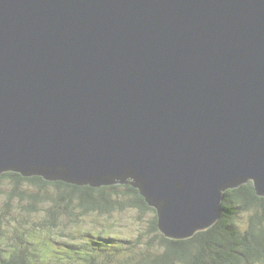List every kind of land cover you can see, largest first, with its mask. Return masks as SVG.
I'll list each match as a JSON object with an SVG mask.
<instances>
[{
    "label": "water",
    "instance_id": "obj_1",
    "mask_svg": "<svg viewBox=\"0 0 264 264\" xmlns=\"http://www.w3.org/2000/svg\"><path fill=\"white\" fill-rule=\"evenodd\" d=\"M129 182L185 239L264 196V0H0V173Z\"/></svg>",
    "mask_w": 264,
    "mask_h": 264
},
{
    "label": "trees",
    "instance_id": "obj_2",
    "mask_svg": "<svg viewBox=\"0 0 264 264\" xmlns=\"http://www.w3.org/2000/svg\"><path fill=\"white\" fill-rule=\"evenodd\" d=\"M10 178L14 181L11 194H8L7 208L10 201L15 196L20 198L31 197L39 200L37 193H29L21 190L20 187L24 181H28L39 187L48 184L60 186L61 191L68 189V192L60 194L61 200L66 201L65 204L70 208L74 198L79 200V206L86 212H114L116 208H125L132 206L139 208L142 212L155 210L146 201L140 190L134 187L129 179L125 184L112 185H77L62 180H48L41 175L25 176L16 171H4L0 173V181ZM114 193L121 192L126 196L125 199H115ZM224 200L222 202V212L218 221L210 228L196 232L192 237L185 239L168 238L158 229V219L152 220L151 232L155 235L151 239V243L157 242L162 248L159 254H143L136 260L127 258L123 264H264V196L259 195L253 181L243 183L234 188H229L224 192ZM113 210V211H112ZM254 210V211H253ZM253 211L249 217L247 228L243 229L237 222L239 213ZM59 211H51L50 215L44 221L45 223L39 227L27 226L23 229L22 234H17V243H8V238L1 228L2 220L0 219V264H61L57 262V257H43V250L37 248L36 237L39 234H47L53 243L57 244V234L60 227L57 224V215ZM16 227H19L16 225ZM101 230H86L81 234L87 235L93 247L86 248L87 255H83L78 250L70 247L71 253L66 259L67 264H106L101 260V254L108 250L111 246L106 241V234ZM82 232V231H81ZM105 232V231H104ZM32 241L34 244H32ZM112 242V241H111ZM84 247V242H81ZM117 245L111 246V251H119L118 245L124 244L118 241ZM50 244L46 243V247L50 248ZM57 248L56 245H53ZM82 247V248H83ZM106 254V253H105ZM62 257V256H61ZM59 261V260H58ZM63 262V260H61Z\"/></svg>",
    "mask_w": 264,
    "mask_h": 264
},
{
    "label": "rangeland",
    "instance_id": "obj_3",
    "mask_svg": "<svg viewBox=\"0 0 264 264\" xmlns=\"http://www.w3.org/2000/svg\"><path fill=\"white\" fill-rule=\"evenodd\" d=\"M14 181L10 178H5L0 181V219L2 220L1 229L8 238V243H17V234L15 230L19 231V235L22 234L23 229L28 225L39 227L43 225L51 211H59L57 215V224L60 229L57 234V244L53 243L50 238H47V234H39L36 237L37 248L43 250V257L51 258L57 257V262L61 264H67L66 259H69L67 254L71 253V248L78 250L81 248V253L87 255L86 248L93 247L91 239L85 234L83 238L81 234L86 230H103V234H106V241L111 246L117 245L118 241H123L124 244H119V251H111V246L106 250V254L102 256L106 264H123L127 258H134V260L141 256V252L144 254H159L162 248L157 242L151 243L152 237L155 235L151 232L152 220L156 217V211L150 210L142 212L139 208L127 206L125 208H116L114 212H86L79 205V200L74 198L71 202L70 208L65 204L66 201L61 200L60 194L68 192V189H63L55 184H48L43 187H39L28 181H24L20 187L21 190H25L29 193H37L40 197L39 200H35L31 197L20 198L15 196L10 201V206L7 208V201L9 199L8 194H11ZM115 199L123 200L126 196L121 192H112ZM61 194V195H62ZM113 211V210H112ZM254 211V210H253ZM253 211L242 212L238 215L237 222L243 229L247 228L249 223V217ZM19 226V227H16ZM82 231V232H81ZM105 231V232H104ZM2 237L0 236V240ZM50 248H47L46 243ZM112 241V242H111ZM81 242H84V247ZM32 244L34 242L32 241ZM56 245L57 248H54ZM83 247V248H82ZM70 248V249H69ZM62 256V257H61ZM59 260V261H58ZM63 260V262L61 261ZM79 264V263H70Z\"/></svg>",
    "mask_w": 264,
    "mask_h": 264
}]
</instances>
